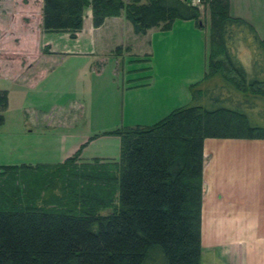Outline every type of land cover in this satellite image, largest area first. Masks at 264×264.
<instances>
[{"label": "trees", "instance_id": "trees-1", "mask_svg": "<svg viewBox=\"0 0 264 264\" xmlns=\"http://www.w3.org/2000/svg\"><path fill=\"white\" fill-rule=\"evenodd\" d=\"M201 5L211 20L207 72L190 86V104L108 132L120 137L119 160L78 162L81 147L54 165L0 166V264H201L204 142L264 139L247 113L256 106L247 94L264 95V67L248 79L235 50L237 40L252 50L264 39L231 14L230 0H44L43 8L46 32L76 38L87 6L94 27L125 13L143 35L177 20L199 24ZM8 105L0 90V128Z\"/></svg>", "mask_w": 264, "mask_h": 264}, {"label": "rangeland", "instance_id": "rangeland-1", "mask_svg": "<svg viewBox=\"0 0 264 264\" xmlns=\"http://www.w3.org/2000/svg\"><path fill=\"white\" fill-rule=\"evenodd\" d=\"M201 8L203 15L199 23L209 37L210 14L202 5ZM90 26L89 20L76 39L64 32H47L38 39L31 38L30 48L37 49L29 58L27 83L20 75L2 69L11 78L0 80V87L9 93L5 123L0 128V163L54 165L81 147L83 158L80 156L78 162H90L94 158L119 160L120 137L107 133L138 124L135 116L144 91L135 85L160 77L166 63L174 65L177 72L184 71L179 69L193 61L191 54L201 56L204 48L199 35L188 34L184 28L136 37L124 28H107L92 34ZM188 41L192 42L191 47ZM121 44L134 48H110ZM47 46L68 54L53 52L40 57L38 48ZM251 47L252 50L239 40L235 44L248 79L264 67V48L255 44ZM182 48L200 50L184 52ZM259 78L264 80V74ZM217 83L225 85L220 79ZM230 92L237 98L245 96L232 87ZM247 97L256 105L247 112L250 120L264 126V95L254 96L249 92ZM213 105L209 101L208 107Z\"/></svg>", "mask_w": 264, "mask_h": 264}, {"label": "crops", "instance_id": "crops-1", "mask_svg": "<svg viewBox=\"0 0 264 264\" xmlns=\"http://www.w3.org/2000/svg\"><path fill=\"white\" fill-rule=\"evenodd\" d=\"M43 8L44 0H0V80L11 78L3 74L2 69H5L28 82V75L25 74L28 72L29 58L37 49L30 48L31 38L38 39L47 33L43 26ZM230 12L235 17L247 20L258 36L264 39V0H230ZM92 19L91 6H87L84 9L83 28L76 38L82 35L84 25L89 20L92 34L107 28H124L129 35L136 37H147L151 33L166 34L179 28H184L188 34H198L204 43L201 56L192 53L190 58L193 61L179 69L184 71L177 72L174 65L166 63L160 77L135 85L144 91L138 103L139 111L135 116V123L138 124L135 125H152L173 109L191 103L190 86L201 81L207 72L209 37L200 23L177 20L168 31L153 28L146 34L137 35L125 13L107 18L97 28ZM64 33L70 36V33ZM188 42L191 47L192 42ZM115 47L134 48L124 44L110 46ZM182 49L186 50L184 52L200 50ZM53 52L68 54L48 46L37 51L40 57ZM0 90L6 89L0 87ZM75 150L65 155L64 159L73 155ZM2 165L7 164L0 163ZM201 241V264H264V139L205 140Z\"/></svg>", "mask_w": 264, "mask_h": 264}, {"label": "built area", "instance_id": "built-area-1", "mask_svg": "<svg viewBox=\"0 0 264 264\" xmlns=\"http://www.w3.org/2000/svg\"><path fill=\"white\" fill-rule=\"evenodd\" d=\"M193 4H200V0H192Z\"/></svg>", "mask_w": 264, "mask_h": 264}]
</instances>
